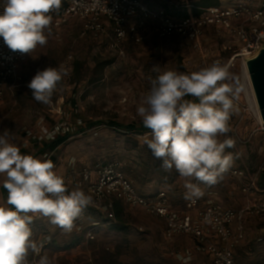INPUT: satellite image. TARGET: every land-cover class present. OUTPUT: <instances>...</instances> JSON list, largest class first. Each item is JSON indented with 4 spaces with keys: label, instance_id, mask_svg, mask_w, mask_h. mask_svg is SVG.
I'll use <instances>...</instances> for the list:
<instances>
[{
    "label": "rangeland",
    "instance_id": "rangeland-1",
    "mask_svg": "<svg viewBox=\"0 0 264 264\" xmlns=\"http://www.w3.org/2000/svg\"><path fill=\"white\" fill-rule=\"evenodd\" d=\"M199 1L144 0L151 7L173 12L184 8L192 10ZM239 1L220 0V6H230ZM251 3L259 6L261 1L252 0ZM113 42L114 34L109 28L103 33H85L78 20L65 25L59 37L51 27L47 44L38 46L19 65L16 87L0 105V134L8 129L15 134L21 150L42 157V145L49 141L46 137L41 138L43 131L68 124L70 137L59 145L52 159L56 171L69 174L72 165L79 171L85 167L94 168L100 163L117 162L140 192L149 195L160 189L168 190L173 206L182 209L185 199L183 181L174 169L165 171L161 167L162 161L142 143L148 132L138 130L143 124L136 108L149 90L151 80L159 74L152 70L154 64H159L161 73L169 69L191 73L219 61L230 66V72L243 86L236 102L238 112L229 121L230 131L220 140L234 141V147L226 148L225 154L233 156L231 169L241 168L246 175L241 179L226 173L215 185L201 184L204 194L200 198L202 203L216 202L237 211L245 210L250 201L264 200V190L260 188L250 194L243 190L244 185L251 186L253 182L258 185L260 174L264 172V125L246 63L242 58L232 59L233 51L227 49L231 46L233 50L241 45L235 32L210 26L203 30L195 44L181 36L162 38L151 25L145 41L123 42L120 46L123 53L112 46ZM105 60L111 64L102 73L98 70V62ZM61 65L68 75L53 94L52 102L44 105L35 101L28 83L38 70ZM113 122L135 124L136 130L118 129L111 125ZM2 183L3 177L0 176L1 187ZM84 184L77 174L67 187L71 191ZM138 211L124 208L122 219L133 223L127 225L125 232H112L109 228L103 232L96 230L93 231L96 235L93 241H88L86 232L94 220L101 218L96 210L84 212L83 217L75 221L81 227L76 232L64 233L47 220L36 225L34 234L43 242L44 249L47 248L49 257L55 256L58 250L67 251L56 257V264H185L172 253L160 254L159 246L170 244H165L159 229L152 234L154 241L148 237L150 215ZM242 221L246 239L237 249L238 262L264 264V212L258 214L253 208L246 209ZM76 236L81 237L80 248L76 249L78 245L67 248ZM191 241L190 237L181 235L169 242L174 251L179 252ZM86 242L87 248L83 246ZM209 263V260L203 262Z\"/></svg>",
    "mask_w": 264,
    "mask_h": 264
},
{
    "label": "clouds",
    "instance_id": "clouds-1",
    "mask_svg": "<svg viewBox=\"0 0 264 264\" xmlns=\"http://www.w3.org/2000/svg\"><path fill=\"white\" fill-rule=\"evenodd\" d=\"M0 37L12 52L29 54L47 44L52 13L61 0H0ZM219 61L191 73L166 70L151 80L149 90L136 108L144 128L142 138L161 167L173 169L183 181L185 199L203 196L201 184L212 186L223 179L234 160L226 148L232 139L220 140L230 131L229 121L238 112L236 101L243 86ZM66 68L49 66L38 70L27 87L35 101L48 105L58 90ZM188 97H191L189 99ZM0 176L7 198L0 197V264H56V258L41 255L42 244L30 227L35 218H47L64 233H71L84 210L93 203L91 195L76 187L69 191L65 177L50 159L23 154L15 134H0Z\"/></svg>",
    "mask_w": 264,
    "mask_h": 264
},
{
    "label": "built area",
    "instance_id": "built-area-1",
    "mask_svg": "<svg viewBox=\"0 0 264 264\" xmlns=\"http://www.w3.org/2000/svg\"><path fill=\"white\" fill-rule=\"evenodd\" d=\"M249 1L252 2L240 0L226 7H209L199 16L174 18L164 8L150 7L143 0H61L59 10L50 13L53 17L51 27L58 37L61 29L73 20L82 23L85 33H103L110 28L114 34L112 46L121 53L123 51L120 46L123 42L145 41L151 25L162 38L178 35L195 44L199 42L205 28L222 27L233 30L241 44L233 50L231 46L227 48L233 51L232 59L242 58L245 61L248 56L259 50L264 42V0H260L259 6ZM2 13L3 8L0 5V14ZM29 56L12 52L0 37V105L15 89L19 65ZM262 127L264 131V126ZM69 130L68 124L56 125L54 130L43 131L44 136L41 138L46 137L53 141L70 133ZM57 149L58 147L45 152L43 158L52 161ZM262 150L264 152V142ZM54 165L56 167V164ZM77 174L85 183L79 188L93 198V203L88 208L102 212L109 220H115V203L120 201L125 206L140 208L147 214L164 220L166 240L173 241L181 235L190 237L193 247L178 254L185 263L191 261L194 253L198 252L210 256L212 264H240L236 250L246 239L243 213L251 208L258 214L264 212V200L250 201L242 211L216 202L202 203L201 198L196 199L194 203L185 200L184 207L177 209L164 190L152 196L140 193L117 162L100 163L94 168L85 167L79 171L72 165L69 174H64L67 186ZM227 174L241 179L246 175L241 168H230ZM243 190L250 194L258 190L257 184L253 182L251 186L244 185ZM1 193L0 186V195ZM46 220L48 219L35 218L30 227L33 229L35 223ZM93 226L86 232L88 241L96 239ZM80 229L81 227L76 225L73 231ZM39 244L44 248L43 242ZM38 259L39 257L33 255L29 262L33 264V261Z\"/></svg>",
    "mask_w": 264,
    "mask_h": 264
},
{
    "label": "trees",
    "instance_id": "trees-1",
    "mask_svg": "<svg viewBox=\"0 0 264 264\" xmlns=\"http://www.w3.org/2000/svg\"><path fill=\"white\" fill-rule=\"evenodd\" d=\"M219 6H220V0H200L199 2H197V4L194 6V8L192 10H189L188 8H184L182 10L181 9L175 10L174 12L171 11V10H168V11L166 10V11H167V13L169 15H171L174 18H186V17H189V16H199V15H201L203 13V11L205 9H207L209 7H219ZM110 31H112V29H110ZM174 36H178V35H174ZM110 64H111V61H108V60H105L103 62H98V70L103 73L104 70H105V68L107 66H109ZM77 67L79 68V62H77ZM111 125L114 126V127H116V128H118V129L136 130V125L135 124L123 125V124H120L118 122H113ZM138 130L141 133L149 132V130L146 129V128H144L143 125H142V128L141 129H138ZM69 137H70V133L65 134V135H61V136L57 137L56 140H53L52 142L45 144L44 145V148L45 149H48V151H52L55 148L59 147V145H61L62 143H64ZM21 152L23 154H28V152L26 150H21ZM257 188H258V190H259V188L261 190H264V172L260 174ZM161 190L166 191L168 193V195H169V191L168 190L160 189L159 191H161ZM159 191H157L154 194H149V195L148 194H144V193H142L140 191L139 192L142 193V194H144V195H146V196H152V195L157 194ZM3 193L7 197V191L4 188H3ZM185 200L186 199H184V203H185ZM121 203L122 202H120V201H116V203H115V214H116L115 220L116 219L119 220L121 218V215H122V213H121L122 206L120 205ZM110 221L113 222L114 220H110ZM112 227H113L114 230H118V231H121V232H125L128 229V226L127 225H122L120 223L113 224ZM80 242H81V237L80 236L79 237L76 236L75 239H73V241L70 244H68L66 247L67 248L73 247V246L79 244ZM236 252H237V250H236ZM179 253L180 252H178V251L176 252L175 251L173 255H175L176 259H179L180 261H182L179 258V256H178ZM192 261H193V258H192L191 261H189L187 263H190Z\"/></svg>",
    "mask_w": 264,
    "mask_h": 264
},
{
    "label": "crops",
    "instance_id": "crops-1",
    "mask_svg": "<svg viewBox=\"0 0 264 264\" xmlns=\"http://www.w3.org/2000/svg\"><path fill=\"white\" fill-rule=\"evenodd\" d=\"M144 1V0H143ZM151 7V6H150ZM154 8V7H153ZM50 142H52V141H46L45 143L47 144V143H50ZM43 144V143H42ZM43 146V148H42V151L41 152H43V153H41V156H42V158H43V155H44V153L45 152H47L48 151V149H45L44 148V144L42 145ZM27 151V150H26ZM64 175V174H63ZM1 186V185H0ZM1 190H2V193H1V195H0V197H3L4 199H6L7 197H6V195L3 193V188L1 187ZM121 206H122V209H121V213L123 214V211H124V208H128V209H130V210H136V211H140V212H143V213H146V212H144L142 209H140V208H130V207H128V206H125V205H123L122 203L120 204ZM91 210H93V209H91V208H86L85 210H84V212H90ZM138 211V212H139ZM84 212H83V214H82V216L81 217H83V215H84ZM99 212V211H98ZM99 214H100V216H101V218L100 219H96V220H94L92 223H91V226H89V228L90 227H92L93 225H95V226H93V231H96V230H100L101 232H103V231H105V229L106 228H109L110 229V231H112V232H117L118 230H114L113 229V227L112 226H110V224L111 225H113V224H118V223H120V224H122V225H133V223H129V222H126L125 221V219H122V215H121V218L119 219V220H114L113 222H111L109 219H107V217H106V215L105 214H103L102 212H99ZM147 214V213H146ZM149 215V214H148ZM149 222H147V224H148V237H152V234H154V232H155V230L156 229H159L160 231H161V235L163 236V239H164V242H165V244L167 243V245L168 244H170V246L168 245V246H165L164 244L162 245V247L161 246H159V248L161 249L160 250V254L162 255V256H166V255H168V254H170V253H172V255H173V253L175 252L174 251V248L171 246V244L172 243H170L168 240H166L165 239V236H164V232H165V223H164V220H162L161 218H158V217H156V216H152V215H150L149 216ZM109 220V221H108ZM47 221V220H46ZM40 222H38V223H35L36 225H38ZM141 223H143V222H141ZM36 227V226H35ZM33 230V233H34V230H35V228H33L32 229ZM143 230V229H142ZM88 231V230H87ZM74 232V231H73ZM121 232V231H120ZM158 235V234H157ZM33 238L37 241V243L39 244L40 243V241L38 240V235L36 234H34L33 235ZM102 239H104V238H102ZM152 239H153V241H154V238L152 237ZM156 239V238H155ZM73 241V240H72ZM71 241V242H72ZM81 243V242H80ZM79 243V244H80ZM79 244H77V245H75V246H77V250L80 248V246H79ZM83 246L85 247V248H87L88 247V242H86V243H83ZM193 247V242L191 241V242H189V243H187L179 252H182V251H184L185 249H187V248H192ZM163 249V250H162ZM47 248H43V251H42V254L41 255H44L45 253H47ZM73 251H75V250H73ZM64 252H67L66 250H58V251H56L55 252V258L56 257H59V256H61V255H64L65 253ZM59 254V255H58ZM29 258H33V255L30 253V255H29ZM206 260H209V264H212V260H211V257L210 256H208V255H205V254H201V253H198V252H195L194 253V255H193V261L191 262L192 264H203V262H205ZM183 262V261H182ZM183 263H185V262H183ZM185 264H189V263H185Z\"/></svg>",
    "mask_w": 264,
    "mask_h": 264
},
{
    "label": "water",
    "instance_id": "water-1",
    "mask_svg": "<svg viewBox=\"0 0 264 264\" xmlns=\"http://www.w3.org/2000/svg\"><path fill=\"white\" fill-rule=\"evenodd\" d=\"M262 123L264 124V42L262 47L245 59Z\"/></svg>",
    "mask_w": 264,
    "mask_h": 264
}]
</instances>
